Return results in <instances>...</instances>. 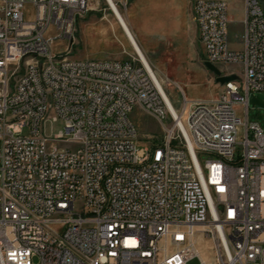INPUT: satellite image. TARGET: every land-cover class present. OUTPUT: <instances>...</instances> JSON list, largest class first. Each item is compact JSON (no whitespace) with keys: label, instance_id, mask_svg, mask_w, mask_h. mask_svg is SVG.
<instances>
[{"label":"built area","instance_id":"built-area-1","mask_svg":"<svg viewBox=\"0 0 264 264\" xmlns=\"http://www.w3.org/2000/svg\"><path fill=\"white\" fill-rule=\"evenodd\" d=\"M244 2L237 49L226 0L194 1L204 61L237 78L174 113L137 51L69 56L91 0H0V264H264V0ZM135 107L162 124L150 145Z\"/></svg>","mask_w":264,"mask_h":264},{"label":"rangeland","instance_id":"rangeland-1","mask_svg":"<svg viewBox=\"0 0 264 264\" xmlns=\"http://www.w3.org/2000/svg\"><path fill=\"white\" fill-rule=\"evenodd\" d=\"M194 1L120 0L117 5L135 32L151 68L163 88L165 86L177 110L183 106L184 94L187 95L190 103L192 98H216L222 87L216 81L214 73L204 65L203 47L198 38V28L193 13ZM226 2L232 19L230 40L235 48L240 49L245 2L244 0H226ZM120 27L106 0H91L89 10L76 18L70 37L72 50L69 56L74 59L128 58L130 54H134V49ZM64 46V42L57 40L54 49L60 52ZM222 68L240 69V65L232 64ZM212 94L214 95L211 96ZM253 96L264 102V90L252 92L248 111L249 120L259 122L264 128V107L253 103L251 101ZM237 101L238 115L244 119V105L240 99ZM131 118L137 127L138 147L150 145L151 139L162 136V124L150 113L135 107ZM170 123V119L165 121L167 126ZM45 128L48 133L63 130V120L48 121ZM212 245L211 239L198 238L197 246L203 255L210 258L213 257ZM199 263L200 259L194 256L188 264Z\"/></svg>","mask_w":264,"mask_h":264},{"label":"bare ground","instance_id":"bare-ground-1","mask_svg":"<svg viewBox=\"0 0 264 264\" xmlns=\"http://www.w3.org/2000/svg\"><path fill=\"white\" fill-rule=\"evenodd\" d=\"M109 4H110V9L114 12V14H115V16H116V18H117L120 26L122 27V29L126 33L128 39L131 42V45H133L134 50L137 51L142 56V58L144 59L145 63L148 65V67L152 71L153 75L155 76V79L157 80L159 86L164 91V93H165V95H166V97H167V99L169 101V104H170V107H171L172 111L174 113H177V109L174 107L173 103L171 102L170 98L168 97V94L165 92V90H164L161 82L159 81L157 75L155 74V72L151 68L150 63L148 62V60L145 57L142 49L140 48V46H139V44H138V42L136 40V37L134 36L133 32L131 31V29L129 27V24H128L127 20L125 19V17L123 16V14L121 13V11L119 10V8L117 6V3L114 0H109ZM205 260H207V258H205Z\"/></svg>","mask_w":264,"mask_h":264},{"label":"water","instance_id":"water-1","mask_svg":"<svg viewBox=\"0 0 264 264\" xmlns=\"http://www.w3.org/2000/svg\"><path fill=\"white\" fill-rule=\"evenodd\" d=\"M204 65L214 73L215 75V78H216V81L223 84L225 83L226 81H229V80H235L237 78V76L235 74H231V75H224L222 74V71L221 69L213 64L212 62L210 61H204ZM251 101L261 107H264V102H262L260 99H258L256 96H253L251 98Z\"/></svg>","mask_w":264,"mask_h":264},{"label":"crops","instance_id":"crops-1","mask_svg":"<svg viewBox=\"0 0 264 264\" xmlns=\"http://www.w3.org/2000/svg\"><path fill=\"white\" fill-rule=\"evenodd\" d=\"M245 17V16H244ZM231 19V18H230ZM244 19V18H243ZM243 19H242V21H243ZM231 21H232V19H231ZM128 24H129V22H128ZM129 26H130V24H129ZM121 28V27H120ZM130 28H131V26H130ZM121 30L123 31V33H124V36L126 37V39L128 40V42L131 44V42H130V40L128 39V37H127V35H126V33L124 32V30L121 28ZM131 30H132V28H131ZM132 32H133V34H134V36L136 37V40H137V42H138V44H139V46H140V48L142 49V51H143V53H144V55H145V57L147 58V56H146V54H145V51L143 50V48H142V46L140 45V43H139V41H138V39H137V36H136V34H135V32L132 30ZM132 47H133V45H131ZM133 49H134V47H133ZM147 60H148V58H147ZM148 62H149V60H148ZM150 63V62H149ZM221 84V83H220ZM221 90H222V87H221ZM220 90V91H221ZM185 95V94H184ZM214 94H212L211 96H213ZM186 97H187V95H185ZM188 98V97H187ZM204 98H192L191 99V102H193V101H196V100H203ZM209 99V98H208Z\"/></svg>","mask_w":264,"mask_h":264}]
</instances>
